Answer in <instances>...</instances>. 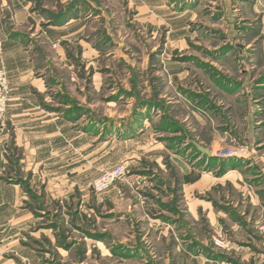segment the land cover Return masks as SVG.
I'll list each match as a JSON object with an SVG mask.
<instances>
[{
	"label": "rangeland",
	"instance_id": "374dc122",
	"mask_svg": "<svg viewBox=\"0 0 264 264\" xmlns=\"http://www.w3.org/2000/svg\"><path fill=\"white\" fill-rule=\"evenodd\" d=\"M6 38L30 63L37 109L62 114V146L30 168L31 122L14 119L15 98L0 116V184L32 215L25 236L51 229L29 242L38 258H4L264 264V0H0L4 67ZM119 163L139 183L95 194Z\"/></svg>",
	"mask_w": 264,
	"mask_h": 264
},
{
	"label": "crops",
	"instance_id": "0c3cea01",
	"mask_svg": "<svg viewBox=\"0 0 264 264\" xmlns=\"http://www.w3.org/2000/svg\"><path fill=\"white\" fill-rule=\"evenodd\" d=\"M2 54L6 62L5 67L8 71L9 85L13 87H23V91L18 93L16 97H13V92H11V100L15 98L17 102L14 108H12L14 111L13 113H15L14 119L17 122L27 120V123L30 121L31 123L26 124L27 126H24V128L28 127L27 133L30 135L33 134L35 139V142H29L28 146L29 150L35 151V157L27 162V166L30 168L39 165L51 166L54 163L51 161L53 153L61 150L60 148L62 146V138H60L62 137V119L60 118L62 114L59 113V116L56 115V112H53L55 115L51 116L49 113L52 112L44 113L37 109L33 95L30 96V93H28V91H30L29 87L33 84V81H35L31 79L32 68L30 63H28L25 52L21 51L18 46V41L12 38L4 39ZM15 62L20 64L16 66L14 64ZM25 111H27V113H25ZM48 117H50L49 120H52L51 124H48ZM44 118H47L45 119L46 121L43 120ZM47 136H51L52 138L50 137L51 139L46 141L45 137ZM197 150L201 155V151L198 147ZM48 152L51 153L50 157H47ZM200 155H198L197 158H199ZM230 173L235 175L236 180L243 182L242 176L233 169H227L221 175L222 177H226ZM202 177V174H193L188 178L187 182L197 185L196 183L200 181ZM258 183L259 182L253 183V185L257 193H261V186L256 185ZM4 189H7V187L0 184V264H12L11 261L14 260V257H3V252L6 250V247H17L20 252L25 253L27 258H38L37 252L31 247L30 243L33 244L40 233H45L46 230L50 233L51 229L38 228L34 231V233L38 235L34 236V239L25 236L23 232H25L28 225L32 222V215L27 213L24 208L19 207L21 196L17 187L13 188L14 193H7L9 191L6 192ZM57 195L64 197L66 194L65 192H59ZM257 201H259V198ZM262 209L264 210V206H262Z\"/></svg>",
	"mask_w": 264,
	"mask_h": 264
},
{
	"label": "built area",
	"instance_id": "2783aa9c",
	"mask_svg": "<svg viewBox=\"0 0 264 264\" xmlns=\"http://www.w3.org/2000/svg\"><path fill=\"white\" fill-rule=\"evenodd\" d=\"M11 101V88L8 83L7 70L3 63L0 62V116L7 112L8 105ZM123 182L128 186L139 183V180L133 176L127 175L124 164L119 163L111 168L102 170L92 181L91 188L95 194L108 190L111 186ZM264 236V223L260 227Z\"/></svg>",
	"mask_w": 264,
	"mask_h": 264
},
{
	"label": "water",
	"instance_id": "95a60500",
	"mask_svg": "<svg viewBox=\"0 0 264 264\" xmlns=\"http://www.w3.org/2000/svg\"><path fill=\"white\" fill-rule=\"evenodd\" d=\"M198 149L201 151V152H203V153H207V154H209L204 148H202V147H198Z\"/></svg>",
	"mask_w": 264,
	"mask_h": 264
}]
</instances>
